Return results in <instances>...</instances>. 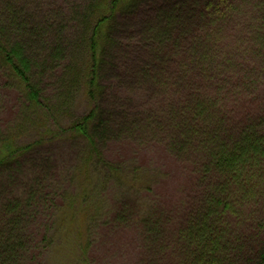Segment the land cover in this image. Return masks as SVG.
Returning <instances> with one entry per match:
<instances>
[{
    "label": "trees",
    "instance_id": "16d2710c",
    "mask_svg": "<svg viewBox=\"0 0 264 264\" xmlns=\"http://www.w3.org/2000/svg\"><path fill=\"white\" fill-rule=\"evenodd\" d=\"M23 107L150 203L69 189L19 144ZM26 154L30 177L0 188V264L125 247L130 264H264V0H0V169ZM160 156L177 173L161 194Z\"/></svg>",
    "mask_w": 264,
    "mask_h": 264
},
{
    "label": "rangeland",
    "instance_id": "374dc122",
    "mask_svg": "<svg viewBox=\"0 0 264 264\" xmlns=\"http://www.w3.org/2000/svg\"><path fill=\"white\" fill-rule=\"evenodd\" d=\"M144 1L146 0H137L139 3ZM11 83L15 84L14 81ZM85 107L86 103H80L78 111H83ZM22 112L28 117H35H32L34 121L31 123L26 121L27 130L18 141L19 144H34L35 151L33 153L47 156L51 162H54L63 180L66 178V175L71 177L69 189L76 191L84 189L92 198L97 200L99 208L102 209H109L112 203H114L113 200H116L121 195L138 199L143 205L150 203L151 194L141 193L138 187L133 188L124 180L115 183V181L108 179V176H105L100 169V172H98L93 165H90L88 169L86 167L81 169L82 164L84 165L85 144L81 140L72 139V137L60 130V126L67 124L64 118L56 116V120L52 121L46 114L41 112L36 114L24 107ZM47 128L50 131H47ZM31 156V154H26L18 161L12 162L10 165L0 169V188H4L8 184L10 185L11 180L24 181L30 177L31 171L29 165ZM169 161V159L160 156L148 162L151 169H155L153 173H156L158 178L164 179L167 176L166 179L169 181V183L167 182L168 184L161 185V189L159 188L160 194L169 187L168 185L172 180L169 178L172 175L177 176L176 170L171 166ZM153 173L151 172L150 174L152 175ZM156 190L154 188L155 193ZM125 250L128 254H104L105 260L103 264H130L133 251L130 247L129 249L125 247ZM57 258L61 259L60 256L56 257V254H49L46 262L48 264H58L59 261L56 263Z\"/></svg>",
    "mask_w": 264,
    "mask_h": 264
}]
</instances>
